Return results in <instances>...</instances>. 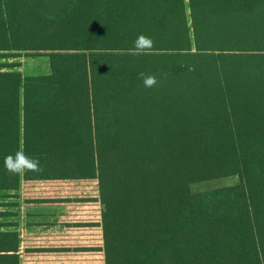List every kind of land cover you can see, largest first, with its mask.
<instances>
[{
  "label": "trees",
  "instance_id": "obj_1",
  "mask_svg": "<svg viewBox=\"0 0 264 264\" xmlns=\"http://www.w3.org/2000/svg\"><path fill=\"white\" fill-rule=\"evenodd\" d=\"M21 53L48 73L5 70ZM20 189L64 230L21 257L0 229V264H264V0H0V192Z\"/></svg>",
  "mask_w": 264,
  "mask_h": 264
},
{
  "label": "rangeland",
  "instance_id": "obj_2",
  "mask_svg": "<svg viewBox=\"0 0 264 264\" xmlns=\"http://www.w3.org/2000/svg\"><path fill=\"white\" fill-rule=\"evenodd\" d=\"M1 63L17 64L16 67L5 68V70L13 69L25 75H44L49 71L48 59L43 55L20 56L10 58L9 60H1ZM4 70V71H5ZM238 179L231 177L218 181H210L206 183L196 184L191 187L193 193L203 192L216 189L222 186H230L237 184ZM21 190L17 192H0V229L12 230L18 227V223L22 221L27 228L37 231H56L58 226L53 225L59 211L52 209H35L24 210L21 208ZM23 218V219H21Z\"/></svg>",
  "mask_w": 264,
  "mask_h": 264
},
{
  "label": "clouds",
  "instance_id": "obj_3",
  "mask_svg": "<svg viewBox=\"0 0 264 264\" xmlns=\"http://www.w3.org/2000/svg\"><path fill=\"white\" fill-rule=\"evenodd\" d=\"M134 48L137 51H143L150 49L153 45V41L150 37L144 35H138L133 42ZM141 78L145 87H152L157 83L156 77L152 75L145 76L144 73H140ZM5 166L11 172H20L24 167L34 168L36 167V162L30 160L29 157L25 156L23 153H17L15 156L5 157Z\"/></svg>",
  "mask_w": 264,
  "mask_h": 264
},
{
  "label": "crops",
  "instance_id": "obj_4",
  "mask_svg": "<svg viewBox=\"0 0 264 264\" xmlns=\"http://www.w3.org/2000/svg\"><path fill=\"white\" fill-rule=\"evenodd\" d=\"M21 190V208H22V211L24 210H35V209H52V210H57L59 211L58 215L56 216V219L55 221L53 222V225H56L59 227L58 230L56 231H48V230H44V231H37V230H34V229H31V228H27V226H25L23 224V222L21 221L20 224L18 223V227H15V229H12V230H5L3 229V231H14L18 234V237H19V240H20V248H19V254L20 256L22 257V250H23V239L24 237L29 234V233H56V232H60V231H63L64 229L58 224V217L59 215H61L64 210L63 209H60V208H28L26 206L23 205V202H22V189ZM23 219V218H21Z\"/></svg>",
  "mask_w": 264,
  "mask_h": 264
}]
</instances>
